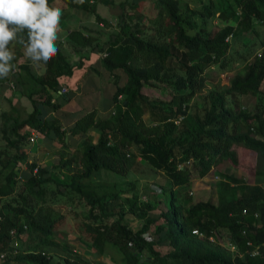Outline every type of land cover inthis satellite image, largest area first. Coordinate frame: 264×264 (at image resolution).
<instances>
[{"label":"trees","instance_id":"16d2710c","mask_svg":"<svg viewBox=\"0 0 264 264\" xmlns=\"http://www.w3.org/2000/svg\"><path fill=\"white\" fill-rule=\"evenodd\" d=\"M53 1L48 0L49 6ZM61 1L66 6L61 8L62 29H66L68 11L79 9L116 30L99 44L91 34L71 29L70 40L90 47V53L71 64L59 50L44 73L35 76L27 71L36 91L25 86L29 80H24L18 69L0 79V92L11 80L16 92L29 98L33 106L22 118L8 99L10 109L0 113V175L7 170L0 183V198L4 197L3 206L8 208V213L0 209L4 262L88 264L78 256L71 257L67 243L68 255L61 261L53 262L47 252L50 246H58L55 230L63 216L54 204L65 198L71 204L76 199L87 206V221L82 224L85 236L98 255L116 253L119 264H264V101L256 100L252 109L241 103L247 95L264 98V40L259 42L262 52L250 59L243 54L248 44L242 51L232 47L238 36H255L256 26L264 25V0H226L220 13L228 22L213 32L205 18L214 14L213 0H196L194 7L181 0H152L157 15L149 20L150 26L127 14L128 10L139 11L144 0H120L115 21L103 17L99 6L116 0H84L82 4ZM22 35L26 38L27 31ZM90 54H99V64L113 76L114 90L107 104L115 114L113 120L99 119L91 110L69 127L72 134H84L89 127L97 126L99 134L95 142L83 140L73 155L60 159L58 166L67 180L57 181L36 161L20 170L18 180L16 169L26 154L22 146L33 131L52 140L66 134L50 110L69 100L68 93L61 92L66 79L85 65ZM236 58L244 61L242 71L233 73L228 84H213L202 93L205 71L215 64L226 69ZM119 70L125 74L122 82ZM154 83L172 92L168 101L144 96L143 86ZM198 94L201 101L197 109L189 111ZM240 148L256 154L253 184L220 171L216 203L200 199L193 202L188 193L187 205L178 201L179 193L188 190L194 178L205 177L226 159L237 162ZM13 150V154L9 152ZM138 156L162 171L170 185L160 192L150 188L140 191L134 182L122 185L100 178L103 170L125 176L139 163ZM35 167L37 171L33 172ZM17 181L20 188L14 194ZM125 188L129 191L124 192ZM12 228L17 229L20 240L35 234V242L23 251L18 247L14 253L9 234ZM222 230L228 233L233 250L218 241L217 234ZM253 251L257 252L251 254Z\"/></svg>","mask_w":264,"mask_h":264},{"label":"rangeland","instance_id":"374dc122","mask_svg":"<svg viewBox=\"0 0 264 264\" xmlns=\"http://www.w3.org/2000/svg\"><path fill=\"white\" fill-rule=\"evenodd\" d=\"M119 1L120 0H116L113 4L106 5V7L100 5V14L107 19L109 18L110 20L115 21L116 15L120 13V8L118 6ZM181 2L188 3L189 7H194L196 5L194 4L196 0H181ZM213 2L214 14L210 17L205 16L207 26L211 32L224 27L228 22V20L223 17V14L220 13L221 8H224L226 5V0H213ZM51 7L65 8L66 6L61 0H55L51 4ZM127 14H134V18L137 16L134 21L138 20L141 25L150 26L149 20L157 15V10L154 7L152 0H144L139 11L134 13L131 10H128ZM113 16H115V18H113ZM95 19L96 18L92 13L73 9L67 13L65 19L67 22L66 29H62L59 25V40L57 41V44L59 50L63 53L66 59L71 62V64L78 63L79 57L84 54L88 55L91 49L88 46H80L73 40H70L68 33L71 29L80 30L85 34H91L96 37V41L99 44L104 43L107 36L112 31L116 30L115 26L100 24V22ZM256 29L257 34L255 36H252L250 33H243L242 36H238V38L232 43L233 49L239 51L243 50V47H245L243 46L244 44H248V47H245L246 50L243 53L248 59L260 54L263 50V47L259 42L261 39L264 40V25H257ZM229 42H232V38ZM10 47L16 54V59L13 61V64L15 65L14 69L22 71V78H25L24 80H29L25 86L29 90L36 91L37 87L34 86L35 82L29 78L28 72L37 76L44 73L46 65H36L26 58L24 55V47L18 43L13 42ZM98 55L99 54L93 56L90 54V56L85 59V65L81 68L77 67L73 76L66 79L67 85H64L65 91L62 92L64 94L68 93L69 100L65 103L63 102L61 107L56 110L49 109L51 114L59 120V123L66 131V134L60 140H52L44 134L33 131L35 133L34 139L31 141L29 138V141L27 140L24 143V146H22L25 149L26 154L22 157V161L18 163L19 169H16L18 175L16 177L18 180H21V177H19L20 170L24 171L27 168V163L36 161L37 166L46 167L48 172L57 181H65L67 178L65 172L58 166L60 159L73 155L79 148H81L83 140L88 139L95 142L99 134V128L97 126L89 127L84 134H72L69 132V127L72 126L77 118L91 110H95L96 117L99 119L107 122L113 120L115 114H113L112 108H110L111 106H107L114 90L113 76L101 67L98 61ZM24 64L27 65L25 66ZM22 66H25L26 70H23L24 68H22ZM243 66L244 61L238 58H236L230 66H227L226 69H223L218 64L212 65V67L208 68L204 73L206 84L202 93L211 88L213 84H228L229 77L236 71H242ZM119 73V76L121 77L120 82H122L123 78H125V74L121 70H119ZM5 84L3 91L0 92V113L3 110L7 111L10 109V103L8 102V99H10L11 103L19 109L21 117H26L33 108L30 99L25 95H21L19 91L16 92L14 82L11 80ZM261 90L264 92V80L261 84ZM141 91L147 99H162L168 101L172 95V92L169 91L168 88L158 83L152 85L145 84ZM200 96V94L195 96L190 103L189 111L197 109L199 102L201 101ZM256 100L261 102L264 101V98L260 99V96L253 97L252 95H247L241 98V103L245 105L247 109H252ZM105 106H107V108ZM144 118L147 122L148 119L146 117ZM1 123L2 119L0 117V125ZM0 143H3L1 129ZM130 150L131 152H136L137 149L130 147ZM9 152H12L13 154L15 150ZM137 160L139 163L132 166L125 176L111 174L103 170L100 173V178L122 185H124L125 182H134L140 191L148 190V188H150L156 190V192H160L162 187L170 185L169 178H167L162 171L151 168L148 164L143 162L140 156L137 157ZM256 163V154L254 151L240 148L237 154V162H232L230 159H226L216 168H213L205 177L194 178L188 190L179 193L178 201L187 205L188 202L185 198V193H188L193 202L200 199L211 200L216 203L218 201L217 184L221 179L219 172L222 171L235 176H241L247 183L253 184L255 181L254 171L257 166ZM6 172L7 170L0 175V183L3 182ZM19 186L20 181H17L16 187L18 189L14 194L19 190ZM128 191L127 188L124 189V192ZM47 196L49 197V194H47ZM142 196L147 197L144 193ZM3 204L4 197L0 198V209L4 213H8V208L4 207ZM54 206L58 208L59 214H62L63 218L61 224L55 230V240L58 243V246H50L47 248V252L52 256L53 262L61 261L63 258L67 257L68 251L65 250L64 245V243H67L71 250L70 256H78L88 264H119L115 260L117 258L116 253L107 252L98 255L93 245L85 236L82 224L87 221L85 218L87 206L79 204L76 199L71 204V202L66 201L65 198L60 199L58 203L54 204ZM217 236L218 241H220L222 246L230 248L231 250L234 249V247L229 244V235L226 231H220ZM35 240V234H28L22 240H19V250L23 251L26 249L27 245L33 244Z\"/></svg>","mask_w":264,"mask_h":264},{"label":"clouds","instance_id":"9594fccd","mask_svg":"<svg viewBox=\"0 0 264 264\" xmlns=\"http://www.w3.org/2000/svg\"><path fill=\"white\" fill-rule=\"evenodd\" d=\"M62 15V9L49 6L48 0H0V79L8 78L15 67L13 42L22 45L25 57L36 65H46L57 55Z\"/></svg>","mask_w":264,"mask_h":264},{"label":"built area","instance_id":"2783aa9c","mask_svg":"<svg viewBox=\"0 0 264 264\" xmlns=\"http://www.w3.org/2000/svg\"><path fill=\"white\" fill-rule=\"evenodd\" d=\"M228 39V37L226 38V40ZM105 55V54H104ZM62 91H65V88H62ZM61 91V92H62ZM63 93V92H62ZM34 135H35V133L34 132H32V135H31V137H30V139H31V141L34 139ZM37 171V167H35L34 169H33V172H36ZM0 220H1V216H0ZM194 233H196L197 231L196 230H194L193 231ZM9 234H10V236H11V239H12V246H13V248H14V253H16L17 251H18V247H19V237L17 236V229L16 228H12V229H10V231H9ZM248 245H251V242L249 241L248 243H247ZM257 252V251H256ZM256 252H254L253 251V253H251V254H255ZM5 256H6V253L5 252H0V264H10V263H6V262H4V259H5Z\"/></svg>","mask_w":264,"mask_h":264},{"label":"water","instance_id":"95a60500","mask_svg":"<svg viewBox=\"0 0 264 264\" xmlns=\"http://www.w3.org/2000/svg\"><path fill=\"white\" fill-rule=\"evenodd\" d=\"M126 103H127V102L125 101L124 104L126 105Z\"/></svg>","mask_w":264,"mask_h":264}]
</instances>
